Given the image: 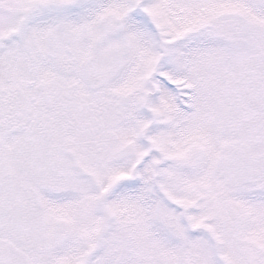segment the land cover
<instances>
[{"label": "snow or ice", "instance_id": "obj_1", "mask_svg": "<svg viewBox=\"0 0 264 264\" xmlns=\"http://www.w3.org/2000/svg\"><path fill=\"white\" fill-rule=\"evenodd\" d=\"M0 264H264V0H0Z\"/></svg>", "mask_w": 264, "mask_h": 264}]
</instances>
